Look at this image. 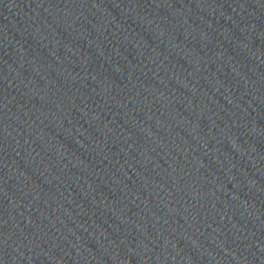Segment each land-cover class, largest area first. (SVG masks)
I'll list each match as a JSON object with an SVG mask.
<instances>
[{"label":"water","instance_id":"obj_1","mask_svg":"<svg viewBox=\"0 0 264 264\" xmlns=\"http://www.w3.org/2000/svg\"><path fill=\"white\" fill-rule=\"evenodd\" d=\"M0 264H264V0H0Z\"/></svg>","mask_w":264,"mask_h":264}]
</instances>
